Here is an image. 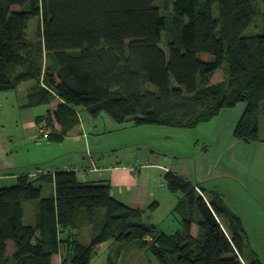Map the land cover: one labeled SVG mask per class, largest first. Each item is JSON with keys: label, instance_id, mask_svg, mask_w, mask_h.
Instances as JSON below:
<instances>
[{"label": "trees", "instance_id": "trees-1", "mask_svg": "<svg viewBox=\"0 0 264 264\" xmlns=\"http://www.w3.org/2000/svg\"><path fill=\"white\" fill-rule=\"evenodd\" d=\"M259 12L257 0H0V92L31 82L23 106L49 105L35 123L55 142L83 133L80 111L194 128L238 102L246 107L234 137L264 141V0L257 22ZM35 17L40 39L28 35ZM45 171L0 188V264H54L62 245L60 264H90L108 240L149 250L160 264H264L222 197L170 170L173 232L143 219L155 201L142 209L76 169ZM38 180L53 192L43 195ZM27 200L36 201L34 224L25 222ZM83 229L87 242L73 233Z\"/></svg>", "mask_w": 264, "mask_h": 264}, {"label": "rangeland", "instance_id": "rangeland-1", "mask_svg": "<svg viewBox=\"0 0 264 264\" xmlns=\"http://www.w3.org/2000/svg\"><path fill=\"white\" fill-rule=\"evenodd\" d=\"M257 5L261 12L262 0H257ZM260 12L257 22L261 17ZM28 35L34 39L41 38L38 18L30 21ZM225 65L224 63L223 66ZM221 78L223 67L215 72L212 81ZM23 89L20 87V91ZM6 93L0 92V145L4 144L3 139L5 140L7 135H11L13 140L9 141V145L6 142L8 152L1 153L4 155L0 156V160L15 161L16 166L0 169V174L36 173L39 170H53L57 165L67 166V163L71 162L79 169L77 175L81 179L80 170L82 171L83 166L90 161L88 157L90 158L91 150L96 153L95 156L102 153L101 160L106 162L103 164L133 165L134 172L140 173L139 179L144 177V185L156 194L152 202L159 201V207L149 217L143 216V219H151L166 232L179 228V223L178 218L171 212L177 195L165 186V170L178 171L194 181H197L195 178L198 176L202 178L203 182L200 184L207 192L220 195L228 208L238 216L246 232L249 250L254 251L264 263V150L254 149L248 152L250 156L247 172L241 175L238 158L242 150L238 146H230L225 137L218 139L216 133L211 130L214 125L223 127L224 117L218 120L214 116L194 128H179L166 125L134 126L130 122L119 124L104 111L96 118L80 111L78 116L83 131L89 136V144L85 147L79 142H74L70 136L59 142L51 141L44 133L34 139L21 136L16 118L21 99L23 102L27 101V93L15 92L14 96L12 92L8 99L5 98ZM35 107L38 114H45L49 105L40 104ZM261 122L260 125L264 123V118ZM260 136L264 137V125H261ZM240 143L243 145L244 142ZM240 176L247 182V187L241 179L239 180ZM101 181L108 182L105 179ZM39 184L42 185L43 195L50 194L51 185L47 181L35 182V185ZM35 203V200L23 202L26 223L34 224ZM119 244L122 243L114 240L99 244L90 264H107L109 255H112L117 264H160L149 250H123ZM59 262V259L54 260V264Z\"/></svg>", "mask_w": 264, "mask_h": 264}, {"label": "crops", "instance_id": "crops-1", "mask_svg": "<svg viewBox=\"0 0 264 264\" xmlns=\"http://www.w3.org/2000/svg\"><path fill=\"white\" fill-rule=\"evenodd\" d=\"M204 57L207 58V56H204ZM213 82H216V81H213ZM31 85H32L31 82L21 84L15 90L7 91V93H6L7 97H5V98L8 99V97L10 96L9 94H11L12 92H14L13 93L14 96L17 92H22L23 94H25V92L26 93L28 92ZM20 87L24 88L23 91H20ZM1 103L2 102L0 100V107H2ZM24 103H26V102H23L21 99L20 108L17 112L18 117L16 118V123L18 125V130H19L20 135L25 137V138L34 139V138H37V136L39 134L40 135L42 133L46 134L47 131L43 130V129H39L35 123V116L41 115V114H38L36 112L35 106L25 107V106H23ZM3 106H4V104H3ZM245 107H246L245 103L238 102L232 108L222 109L219 112V114L216 115L215 118H218V120H219V118L224 117L225 118V120H224L225 125L223 127H217V126L215 127V125H214L211 128V130L214 133H216V135L218 136V139L219 138L224 139V137H225V141L230 146H232V147L238 146V148L242 150V153H241L240 157L238 158V165H239L238 168L240 169L241 175L244 172H247V162H248V158L250 156L248 152L254 151V149H255V151H257V149L262 150V151L264 150V141H258V142L255 141V142H250V143L244 142L242 145L240 143L241 141H239L238 139H236L234 137V134H233L234 128H235L237 122L239 121L241 115L243 114ZM3 125L4 124H1V126H3ZM261 125H264V123ZM261 125H260V132H261ZM70 137H72L74 142H79V144H82L85 147H87L89 144V140H88L89 136H87V134L84 131L79 136H70ZM4 138H5V140L3 139L4 144L0 145V156L4 155L5 153L8 152L7 151L8 147H6V142L9 145V141L13 140L11 135H7ZM252 146H254V148ZM246 149H247V152H246ZM259 152H261V151H259ZM1 153H4V154H1ZM95 154L96 153H93L91 150L90 158L88 157V160H90V161H88L87 164L85 166H83L82 171L80 170L81 179H87V180L92 181L94 183L95 182L97 183V182L101 181L102 179L107 180L108 183L110 184L112 195L114 197L118 198L119 200L131 205V206H138L142 209H146L152 203V199H154V197H156V194L154 193V191L150 190L147 186L144 185V180H143L144 177L142 179H139L138 176L140 173L139 174L137 173L138 174L137 175L132 168L128 167L130 165H122L120 163H118V164H112V163L103 164L106 162H103V160H101L103 157V156H101L102 153H100V155H97V156H95ZM99 163H101V164H99ZM9 166L15 167L16 162L11 161V160H6V161L0 160V169L9 168ZM69 167L73 168L74 170L76 169V172L79 171V169L76 168V164L71 163V162H68L67 166L57 165V166H54L53 168L54 169H63V168L66 169ZM93 167H96L98 170H95V171L91 170ZM168 170L185 177L186 179H188L189 181H191L193 183L198 182V183L202 184V182H203L202 178H198V176H196L197 178H195L197 181H194L190 177H187L184 174L179 173L178 171H174L171 169H166L165 171H168ZM240 173H238V175ZM17 175L18 174H6V175L0 174V188L9 187V186L16 184ZM209 175H211V174H209ZM240 179L244 182V184L247 187V182L244 181V179L241 178V176L239 177V180ZM52 190H53V187L51 186V192H53ZM154 201L157 202V204L155 205V207H156L155 209H157L159 207V201H157V200H154ZM176 201H177V196H176L175 203H176ZM155 209L151 210V212L148 209H146L147 212H150V213H147L148 214L147 217H149L150 214L155 211ZM150 220L151 219H149L148 221H150ZM178 223H179V221H178ZM179 226H180V223H179ZM74 232H78L79 234H77V237L83 239L84 242H87L89 240V236H88L86 229H83L80 232L74 230L73 233ZM119 245L121 246V248L123 250L131 248V247H128L124 244H119ZM96 248H95V252L97 251ZM135 249H138V248H135ZM140 250H144V249H140ZM67 253H68L67 249L65 248V246L62 245L60 248V252L54 256V260L59 259L60 260L59 264H60L62 258L67 256ZM108 257L112 258V255H109ZM116 264H117V262H116Z\"/></svg>", "mask_w": 264, "mask_h": 264}, {"label": "built area", "instance_id": "built-area-1", "mask_svg": "<svg viewBox=\"0 0 264 264\" xmlns=\"http://www.w3.org/2000/svg\"><path fill=\"white\" fill-rule=\"evenodd\" d=\"M128 167H130V168H132L133 170H135V167H134L133 165H130V166H128ZM91 170L95 171V170H98V169H97L96 167H93ZM38 172H40V170H39ZM38 172H36V173H31L30 176H31V177H35V176L37 175ZM44 172H46V171H44Z\"/></svg>", "mask_w": 264, "mask_h": 264}]
</instances>
